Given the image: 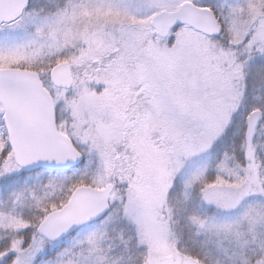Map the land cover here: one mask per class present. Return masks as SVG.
<instances>
[{
  "label": "snow or ice",
  "instance_id": "snow-or-ice-1",
  "mask_svg": "<svg viewBox=\"0 0 264 264\" xmlns=\"http://www.w3.org/2000/svg\"><path fill=\"white\" fill-rule=\"evenodd\" d=\"M0 264H264V0H0Z\"/></svg>",
  "mask_w": 264,
  "mask_h": 264
}]
</instances>
